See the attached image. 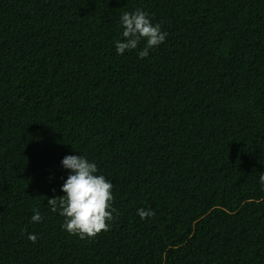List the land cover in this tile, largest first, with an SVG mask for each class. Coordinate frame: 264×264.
<instances>
[{
  "label": "trees",
  "instance_id": "1",
  "mask_svg": "<svg viewBox=\"0 0 264 264\" xmlns=\"http://www.w3.org/2000/svg\"><path fill=\"white\" fill-rule=\"evenodd\" d=\"M136 9L167 33L143 59ZM69 155L113 184L94 238L47 204ZM261 173L264 0H0V264H264Z\"/></svg>",
  "mask_w": 264,
  "mask_h": 264
},
{
  "label": "clouds",
  "instance_id": "2",
  "mask_svg": "<svg viewBox=\"0 0 264 264\" xmlns=\"http://www.w3.org/2000/svg\"><path fill=\"white\" fill-rule=\"evenodd\" d=\"M120 23L123 28V39L115 41V50L119 55L136 49L140 42L144 41V47L138 55L141 59L146 58L150 49L162 44L167 36L166 32H162L161 25L159 23L154 25L148 13L141 9L122 13ZM61 163L65 169L71 170L61 187L64 195L49 198L47 204L52 212H59V215L64 217L62 230L78 235L82 240L94 238L102 231H108L109 222L114 219L113 214L117 213V209L111 204L114 199L113 184L103 175H97L96 163L89 162L82 155L66 156ZM259 182L264 186V173H261ZM137 215L143 220L154 215V212L138 209ZM43 218L39 209H34L31 221L38 223L42 222ZM28 239L35 244L38 237L35 234H28Z\"/></svg>",
  "mask_w": 264,
  "mask_h": 264
}]
</instances>
